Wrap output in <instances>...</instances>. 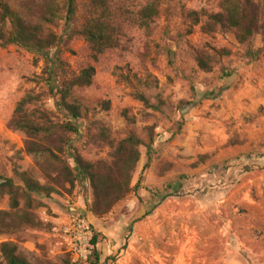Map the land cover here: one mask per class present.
Masks as SVG:
<instances>
[{
  "label": "rangeland",
  "instance_id": "1",
  "mask_svg": "<svg viewBox=\"0 0 264 264\" xmlns=\"http://www.w3.org/2000/svg\"><path fill=\"white\" fill-rule=\"evenodd\" d=\"M224 1L159 0V14L142 26L138 13L154 0H108L120 27L119 47L95 58L78 35L90 20L91 0H75L73 14L68 0H0L58 38L49 51L59 65L56 87L88 66L95 68L92 86L75 88L69 99L81 109L82 119L77 122L80 134L65 140L83 160L109 162L111 145L130 134L145 146L150 128L154 137L152 163L145 171L146 149L139 148L132 186L140 182V189L104 218L90 212L92 199L85 186L66 185L61 195L33 194V212L41 225L1 235L0 243H15L31 264H71L60 230L70 215L87 220L90 213L101 222L93 227L87 220L98 236L102 264L106 259L112 260L107 264H264V0H254L258 23L248 46L239 45L231 32L203 34L187 18L189 12L219 13ZM196 50L213 56L211 73L198 68ZM45 69L44 55L0 42V179L11 180L21 195L25 188L19 174L33 172L41 185L46 181L25 152V135L8 128L17 103L32 93L40 100L31 110L46 114L54 124L68 122L55 105L59 96L48 90ZM250 133L254 144L238 158L242 161L216 163L222 150L248 143ZM71 150L55 154L72 166ZM202 154H211L210 162L199 159L200 165L191 168ZM248 159L247 173L243 160ZM40 163L53 170L47 159ZM167 174L169 182L162 183ZM165 195L172 197L161 202ZM205 199L215 202L204 205ZM9 202L4 193L0 211L9 212ZM25 203L20 199L21 208ZM148 215L162 233L155 241L148 229L131 244L129 229ZM159 241L172 248L164 250Z\"/></svg>",
  "mask_w": 264,
  "mask_h": 264
},
{
  "label": "trees",
  "instance_id": "2",
  "mask_svg": "<svg viewBox=\"0 0 264 264\" xmlns=\"http://www.w3.org/2000/svg\"><path fill=\"white\" fill-rule=\"evenodd\" d=\"M136 1V0H125ZM168 1V0H161ZM75 0H68L69 14L74 12ZM90 20L78 32L92 48L96 55H101L108 50L119 47L120 27L117 24V16L114 14L108 0H91L88 8ZM159 14V0H154L150 5L144 7L138 13L142 26L148 25ZM188 20L193 27L201 26V32L206 35L231 32L235 35L236 41L241 46H248L256 33L258 23V10L254 0H225L222 10L216 14H201L189 12ZM205 19V20H204ZM0 42L3 47L11 45L19 46L27 51L44 55L46 60L48 90L51 95L59 96L56 107L62 109L68 117V122L61 125L54 124L39 110H31L30 107L38 104L40 98L32 93L26 94L16 105L8 128L25 135V152L32 156L37 168L45 179L46 183L41 185L35 179L33 172L19 174L24 185L22 195L16 190L11 182L0 184V197L6 193L10 197L9 212L0 211V236L13 235L24 229H33L41 224L33 207L32 195L45 196L61 195L66 191V185L71 189L79 183L85 192L90 195L92 202L90 212L96 218H104L111 210L129 194L136 193L141 183L132 186L133 174L137 164L140 162L141 153L139 148L145 146L135 135L130 134L116 145H111L112 152L110 161H99L91 163L83 160L75 149L65 138L68 135H79L80 130L77 122L82 119L81 109L70 103L72 92L75 88H89L93 84L95 68L88 66L76 76L65 78L60 87H56L58 61L49 54V51L57 47L58 38L52 34H45L41 25L34 24L22 18L7 3L0 2ZM7 27H9L8 30ZM222 57L228 56V52H215ZM195 61L198 68L205 73L212 72L211 63L213 56L205 51H195ZM212 96V95H210ZM206 96V97H210ZM146 108H150L148 100L140 98ZM106 109L109 106L106 104ZM149 143L145 146L146 163L143 171L147 170L152 163L154 146L153 130L150 128ZM58 139V145L54 140ZM65 148H72L74 151L69 160H63L55 152L63 153ZM71 150V151H72ZM40 159H47L52 164V171L43 168ZM202 160V159H201ZM237 161H242L237 159ZM248 160H243L247 164ZM248 166L250 164H247ZM251 168L246 167L245 172ZM3 179H0V181ZM5 180V179H4ZM172 195L161 196V202ZM20 199L25 200L23 208L20 207ZM98 236L94 234L91 243L92 254L86 261L89 264H102V253L97 249ZM111 259H106L107 264ZM0 264H31L19 251L18 246L12 242L0 243Z\"/></svg>",
  "mask_w": 264,
  "mask_h": 264
},
{
  "label": "crops",
  "instance_id": "3",
  "mask_svg": "<svg viewBox=\"0 0 264 264\" xmlns=\"http://www.w3.org/2000/svg\"><path fill=\"white\" fill-rule=\"evenodd\" d=\"M253 144H254V134L253 133H250V135H249V142L248 143L241 144V147H238V145L233 144V148H230V149H227V150H222V152H220L218 158L215 161H216V163H221V162H223V161H225L227 159H232V158L233 159H238L241 156H244L242 154H245L246 150L248 149V146L249 147H252ZM199 159H202L200 163H207V162H210V160L212 158H211V154H202L201 156H199L197 158V160L195 162H193L191 168L196 169L200 165ZM168 174L165 175V177L162 179V183L169 182V178H167L168 177ZM212 202H213L212 199H205L204 202H203V204L204 205H209ZM69 211L73 212L74 210L70 208ZM87 220L89 221V223L93 227L94 226H98L101 223L100 220L94 218L90 213H88V215H87ZM134 221L135 220L131 221L130 224L134 223ZM155 221H156L155 220V217H152V216H149L148 215V216H145L144 218L140 219V221L135 222L132 225V227L131 226H126V224H125L126 227H131L129 229V233H130V243L133 244V243L136 242V240L138 238L144 237L147 234L148 229H149L150 232H153L156 235L155 241H157L156 239H158V236L162 233V230H160V228L157 227V224L155 223ZM117 229H119V228L117 227ZM119 240H121V238H119ZM147 241H149V240L147 239ZM150 241H151V239H150ZM159 243L161 245L163 244V246L165 247L164 250H166V251H167V249L172 248L170 245H168V243L167 244H164L161 241H159ZM160 249H163V248H160ZM154 250H157L158 251V248L157 249H154ZM154 254H155V252H154ZM170 264H173L172 260H171Z\"/></svg>",
  "mask_w": 264,
  "mask_h": 264
},
{
  "label": "built area",
  "instance_id": "4",
  "mask_svg": "<svg viewBox=\"0 0 264 264\" xmlns=\"http://www.w3.org/2000/svg\"><path fill=\"white\" fill-rule=\"evenodd\" d=\"M66 241L71 264L86 262L92 254L93 230L80 214H72L60 230Z\"/></svg>",
  "mask_w": 264,
  "mask_h": 264
},
{
  "label": "water",
  "instance_id": "5",
  "mask_svg": "<svg viewBox=\"0 0 264 264\" xmlns=\"http://www.w3.org/2000/svg\"><path fill=\"white\" fill-rule=\"evenodd\" d=\"M6 182H7V180H1L0 184L6 183Z\"/></svg>",
  "mask_w": 264,
  "mask_h": 264
}]
</instances>
